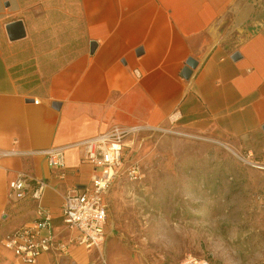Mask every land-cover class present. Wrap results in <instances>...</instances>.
<instances>
[{"label": "crops", "instance_id": "1", "mask_svg": "<svg viewBox=\"0 0 264 264\" xmlns=\"http://www.w3.org/2000/svg\"><path fill=\"white\" fill-rule=\"evenodd\" d=\"M242 2L0 0V148L67 146L64 178L43 154L0 159V264L89 262L97 249L70 244L79 231L64 222L63 199L70 187H93L80 142L115 124L174 125L248 158L264 175V15L243 20ZM15 20L26 35L12 40L7 25ZM190 57L199 63L185 78ZM21 172L47 183L40 201L9 198ZM41 204L53 215L44 233L69 248L27 263L2 238L35 221Z\"/></svg>", "mask_w": 264, "mask_h": 264}, {"label": "rangeland", "instance_id": "2", "mask_svg": "<svg viewBox=\"0 0 264 264\" xmlns=\"http://www.w3.org/2000/svg\"><path fill=\"white\" fill-rule=\"evenodd\" d=\"M242 3L243 20L264 15V0ZM240 156L174 125L129 136L107 195L104 258L95 250L83 262L180 264L192 256L264 264V175ZM133 163L142 173L136 180L125 172Z\"/></svg>", "mask_w": 264, "mask_h": 264}, {"label": "built area", "instance_id": "3", "mask_svg": "<svg viewBox=\"0 0 264 264\" xmlns=\"http://www.w3.org/2000/svg\"><path fill=\"white\" fill-rule=\"evenodd\" d=\"M135 73L138 77L142 75L138 69H135ZM35 103L38 104L39 100H36ZM144 128L142 125L115 124L106 132L80 142L84 148L83 160L93 165L95 172L92 176V188L81 191L77 187H70L64 194V222L79 231V236L71 239L70 244L77 243L87 248H96L104 258L102 248L107 238V195L112 183L122 170L126 139ZM66 149L67 146H59L43 151L25 152L15 148H0V159L20 154H43L47 156L49 166L58 170L60 176L64 178L67 173ZM125 172L132 180H136L142 175L137 163L126 167ZM46 187L45 181L21 172L11 182L8 196L10 199L31 196L40 201ZM52 221L51 210L41 204L38 208V218L35 221L2 238V242L7 248L14 250L17 257L27 263H35L44 252L66 253L69 244L57 243L51 233H44L45 230L51 229ZM180 264L211 263L206 258L190 256L182 260Z\"/></svg>", "mask_w": 264, "mask_h": 264}, {"label": "water", "instance_id": "4", "mask_svg": "<svg viewBox=\"0 0 264 264\" xmlns=\"http://www.w3.org/2000/svg\"><path fill=\"white\" fill-rule=\"evenodd\" d=\"M7 30H8L9 37L12 40L20 39L26 35L25 26L22 20L12 21L11 23L7 25ZM96 46H97V43L93 42L92 50H94ZM240 57H241V54L239 52H235L232 56V58L235 60L239 59ZM198 63H199L198 60H196L193 57H190L186 62V66L183 68L182 75L185 78H190L193 73V69H195L198 66Z\"/></svg>", "mask_w": 264, "mask_h": 264}]
</instances>
